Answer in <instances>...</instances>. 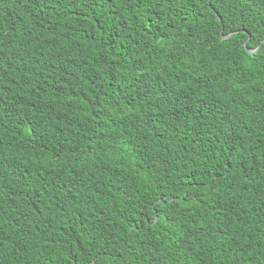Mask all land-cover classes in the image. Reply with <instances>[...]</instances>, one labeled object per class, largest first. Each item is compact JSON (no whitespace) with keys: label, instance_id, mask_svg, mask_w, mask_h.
Segmentation results:
<instances>
[{"label":"trees","instance_id":"trees-1","mask_svg":"<svg viewBox=\"0 0 264 264\" xmlns=\"http://www.w3.org/2000/svg\"><path fill=\"white\" fill-rule=\"evenodd\" d=\"M262 37L264 0H0V264H264Z\"/></svg>","mask_w":264,"mask_h":264},{"label":"snow or ice","instance_id":"snow-or-ice-1","mask_svg":"<svg viewBox=\"0 0 264 264\" xmlns=\"http://www.w3.org/2000/svg\"><path fill=\"white\" fill-rule=\"evenodd\" d=\"M221 23L225 26L224 31L228 33L230 37L231 35H239L241 33L245 34L248 37H251V32H248L247 27L244 25H241L236 28H232V27H229V21L221 20ZM231 24L235 25V21H231ZM247 43L250 44L251 39H248ZM261 47H264V37H262L261 40L257 43V48H261Z\"/></svg>","mask_w":264,"mask_h":264},{"label":"water","instance_id":"water-1","mask_svg":"<svg viewBox=\"0 0 264 264\" xmlns=\"http://www.w3.org/2000/svg\"><path fill=\"white\" fill-rule=\"evenodd\" d=\"M245 46H246V42H245V44H244Z\"/></svg>","mask_w":264,"mask_h":264}]
</instances>
